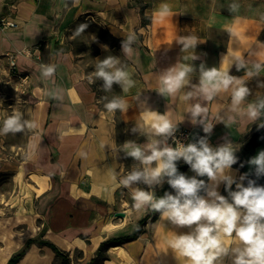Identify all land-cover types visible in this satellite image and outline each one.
Listing matches in <instances>:
<instances>
[{
	"label": "crops",
	"instance_id": "crops-1",
	"mask_svg": "<svg viewBox=\"0 0 264 264\" xmlns=\"http://www.w3.org/2000/svg\"><path fill=\"white\" fill-rule=\"evenodd\" d=\"M231 3L239 4L236 13L228 11ZM141 4L146 5L148 23L143 22ZM3 15L20 23L18 28L7 29L0 23V88L4 92H12L6 55L25 48L34 50V55L17 58L18 68L29 74L32 84L24 101L13 107L0 98V127L8 111L6 104L11 114L18 113L35 128L26 129L23 137L11 133L15 139H25L22 160H5L4 140L9 136L0 135V172L10 179L9 185L0 188V264H7L30 238L41 233L43 239L68 251L73 264H90L103 241L133 233L151 210L135 209L131 190L118 184L138 166L126 156L123 144L132 141L144 147L150 142L147 134L132 131L144 126L145 117L163 114L190 128L197 142L206 133L202 125L191 122L188 109L201 103L207 108L206 123L213 124L210 146L230 142L235 152L264 122V115L252 122L244 114L248 104L264 97V69L254 77H248L244 69L237 71L235 62L228 69L233 57L248 68L264 64V0H0V18ZM82 24L88 27L74 36ZM103 30L120 44L106 42ZM129 34L136 40L126 56L122 42ZM181 37H195V49L182 52L177 43ZM193 53L195 60L190 58ZM109 56L119 58L134 81L127 92L117 83L106 92L103 81L95 80L98 60ZM185 64L194 67L186 85L174 95L159 94L165 72ZM201 64L221 72L228 69L230 75L245 81L250 95L237 111H233L231 88L208 102L199 97L184 99L199 83ZM42 65H55V74L44 78ZM90 78L95 82L90 83ZM113 98L125 101L127 111L109 113L104 104ZM253 170L249 163L241 168L233 165L230 174L244 184ZM180 173L195 175L189 165ZM224 186L218 187L221 195ZM133 187L154 190L157 197L167 189L174 194L166 178L154 189L143 183ZM189 230L157 213L155 220L147 218L141 235L112 244L102 264H189L167 245L176 233ZM15 264L60 263L50 246L32 243ZM223 264H231V258H224Z\"/></svg>",
	"mask_w": 264,
	"mask_h": 264
},
{
	"label": "clouds",
	"instance_id": "clouds-1",
	"mask_svg": "<svg viewBox=\"0 0 264 264\" xmlns=\"http://www.w3.org/2000/svg\"><path fill=\"white\" fill-rule=\"evenodd\" d=\"M238 9L237 3L228 5L230 13H236ZM163 11L166 13L167 7ZM87 27V24L80 25L74 36L80 35ZM227 31L230 36L234 35L231 30ZM135 40V35L129 34L122 42V51L126 56L131 54V45ZM197 42L195 37L177 39V43L182 45V52L195 49ZM190 58L195 60L197 56L193 53ZM185 59L189 57L186 56ZM233 62L237 71L244 69L248 77L258 76L264 69L262 63H254L248 68L236 57L232 58L228 69ZM120 65L119 58L113 56L98 60L94 76L95 80L103 81L104 91H111L114 83L119 84L124 92L134 86V81ZM228 69L221 72L216 67L206 68L201 64L199 83L184 99L199 97L200 100L208 102L221 90L227 91L231 88L233 111H237L250 95V89L243 79L230 75ZM55 71V65L41 66L44 78H51ZM192 72L194 67L188 64L178 70L169 68L162 76L158 93L163 96L174 95L186 85ZM95 80L90 78L89 82L94 83ZM261 86L264 87V84ZM103 99L106 100L107 97ZM104 108L109 113H115L117 110L127 111L125 101L119 98L108 101ZM188 113L193 124L199 123L204 133L211 134L213 124L206 123V107L196 103L188 109ZM244 114L252 122L259 120L264 115V97L248 104ZM258 127L264 128V123ZM33 128L34 123L22 120L21 116L14 112L3 121L0 135L21 133ZM176 129L177 126L160 113L145 117L143 127L135 126L132 131L147 134L150 142L144 147L132 141L123 144L122 150L126 156L137 161L138 166L121 179L118 186L131 190L135 209L158 212L162 219L172 225L190 229L186 233H176L167 241L168 247L189 264H223L226 257L231 258V264H264V186H258L251 179L248 180L247 186L234 180L230 172L238 158L230 142L213 148L206 137H201L197 142L187 145L179 143L172 147L166 141L174 135ZM181 159L190 166L194 176L188 177L178 172L177 162ZM249 164L254 166L257 177L264 176V150L252 157ZM245 175L240 177L241 181L245 179ZM197 177H207L208 183ZM165 178L174 194L165 192L163 196L157 197L154 190L133 187L134 184L143 183L149 189H154L156 185H161ZM221 183L225 185L227 197L218 191ZM234 183L235 190H232Z\"/></svg>",
	"mask_w": 264,
	"mask_h": 264
},
{
	"label": "trees",
	"instance_id": "trees-1",
	"mask_svg": "<svg viewBox=\"0 0 264 264\" xmlns=\"http://www.w3.org/2000/svg\"><path fill=\"white\" fill-rule=\"evenodd\" d=\"M141 5H142L141 8H142L143 22L148 23L149 19H147V17L144 15V10L146 8V5L144 4H141ZM102 37L109 44H112V45L120 44V41L115 39L111 34L107 33V31H104V30L102 31ZM242 144L243 145L241 146L240 150L238 152H235V155L237 156L238 159H237V163L234 165L239 168L244 167L246 164H248L249 160L256 155L258 148L264 144V128H260L256 126L253 132L251 133L250 137L244 140ZM186 166H184V168ZM184 168L180 169L178 172H182ZM199 179H204L206 183H208L207 177H199ZM249 179L254 180L258 186H264V176L257 177L255 175V168L253 170V174L249 176L246 181H248ZM232 190H235L234 186H232ZM166 191L168 192L169 189H167ZM201 194L203 195V193ZM163 195H164V192L161 193L159 197ZM222 195L226 197L228 196V192L225 190V188H224ZM156 216L154 220L156 219ZM146 221H147V218H144L142 221H140L138 225L136 226L135 230L133 231V233L130 234L129 236L116 237L115 239H109V240L103 241L100 245V248H99V251L96 257L90 260V264H102L104 262L103 260L107 258V251L109 250L112 244H115L117 242L119 243L123 241H128L130 238H136L139 235H141L142 230H143V225L145 224ZM42 237H43V233H41L40 236L38 237L30 238V240L26 243V245L20 251H18L14 256H12L7 264H15L16 261L21 259L30 250V246L32 245V243H38L40 245L46 244L50 246L52 249L55 250L57 254L58 262L60 264H73L70 258V253L68 251H65L57 247L54 243H52L51 241L47 239H43Z\"/></svg>",
	"mask_w": 264,
	"mask_h": 264
},
{
	"label": "built area",
	"instance_id": "built-area-1",
	"mask_svg": "<svg viewBox=\"0 0 264 264\" xmlns=\"http://www.w3.org/2000/svg\"><path fill=\"white\" fill-rule=\"evenodd\" d=\"M1 26L5 29L13 27L18 28L20 26V23L15 18H10L6 15H3L0 18ZM27 55L32 56L34 55V50L31 48H25L22 51H12L6 55L7 57V65H8V74L10 81L8 83L12 82V92L11 94H7L3 91V89L0 88V98H3L7 100L9 103V107H13L16 102H23L24 96L26 95V92L30 89L32 81L30 79V76L28 73L21 71L18 68L17 65V58L18 56ZM173 125L177 126V129L172 137H169L166 141V143L172 147H176L179 143H182L184 145H187L188 143H194L193 141V131L186 127V126H180L178 124H175L171 121ZM202 137H206L209 142V135L204 134ZM187 164L181 159L177 162V168L182 169ZM158 213V212H157ZM157 213L150 211L148 215V222L153 221Z\"/></svg>",
	"mask_w": 264,
	"mask_h": 264
},
{
	"label": "rangeland",
	"instance_id": "rangeland-1",
	"mask_svg": "<svg viewBox=\"0 0 264 264\" xmlns=\"http://www.w3.org/2000/svg\"><path fill=\"white\" fill-rule=\"evenodd\" d=\"M5 107L8 109L7 113H6V117L2 119V124L3 121L11 116V109L6 106V104H4ZM22 133V132H21ZM15 134L16 137H23L22 134ZM9 137H7L4 140V147H5V151H6V158L5 160H9V161H13V159H18V160H22L23 158H25L26 156V151L24 150V144H25V139L24 138H18L15 139L14 136H11V133H8ZM14 144V145H13ZM18 146H21L20 148H18ZM264 150V147L262 149H260V151ZM259 151V152H260ZM9 177H7L5 174H3L2 172H0V188L2 186V188H5V186L9 185ZM248 181L244 182V185L247 186Z\"/></svg>",
	"mask_w": 264,
	"mask_h": 264
},
{
	"label": "bare ground",
	"instance_id": "bare-ground-1",
	"mask_svg": "<svg viewBox=\"0 0 264 264\" xmlns=\"http://www.w3.org/2000/svg\"><path fill=\"white\" fill-rule=\"evenodd\" d=\"M121 249V254L123 255V256H125L126 258H129V256H128V253L126 252V250L125 249H123V248H120Z\"/></svg>",
	"mask_w": 264,
	"mask_h": 264
},
{
	"label": "water",
	"instance_id": "water-1",
	"mask_svg": "<svg viewBox=\"0 0 264 264\" xmlns=\"http://www.w3.org/2000/svg\"><path fill=\"white\" fill-rule=\"evenodd\" d=\"M117 214H118V215H123V213H122V212H117Z\"/></svg>",
	"mask_w": 264,
	"mask_h": 264
}]
</instances>
